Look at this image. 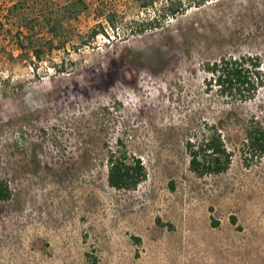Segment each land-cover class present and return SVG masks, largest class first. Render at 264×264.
<instances>
[{"label": "rangeland", "instance_id": "1", "mask_svg": "<svg viewBox=\"0 0 264 264\" xmlns=\"http://www.w3.org/2000/svg\"><path fill=\"white\" fill-rule=\"evenodd\" d=\"M230 55L264 72V0H0V264H264V86L207 92ZM206 123L232 161L198 175ZM111 153L145 179L112 187Z\"/></svg>", "mask_w": 264, "mask_h": 264}, {"label": "trees", "instance_id": "2", "mask_svg": "<svg viewBox=\"0 0 264 264\" xmlns=\"http://www.w3.org/2000/svg\"><path fill=\"white\" fill-rule=\"evenodd\" d=\"M55 26L51 28L54 33ZM97 33H95L96 35ZM41 52H37L40 57ZM207 73V92H216L218 96L228 100L229 104L246 102L252 99L264 86V72L259 56L239 55L223 56L209 62L205 69ZM206 132L187 142L189 150L190 169L198 175L221 173L226 171L232 161L223 135L215 124L206 123ZM245 159L264 156V125L256 118L247 122L245 128ZM249 157V158H248ZM144 164L138 158L129 160L125 154L108 159V182L118 189L135 188L146 177ZM11 196L8 185L0 182V199L7 200ZM91 264H98L92 257Z\"/></svg>", "mask_w": 264, "mask_h": 264}]
</instances>
